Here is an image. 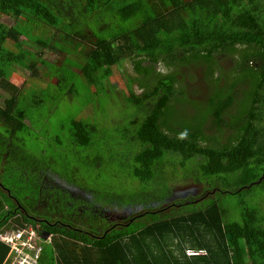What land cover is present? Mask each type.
I'll return each instance as SVG.
<instances>
[{
  "label": "trees",
  "instance_id": "trees-1",
  "mask_svg": "<svg viewBox=\"0 0 264 264\" xmlns=\"http://www.w3.org/2000/svg\"><path fill=\"white\" fill-rule=\"evenodd\" d=\"M103 12L106 23H139L99 35L91 23ZM0 16L14 18L0 21V231L11 220L47 231L36 264H264L256 203L231 221L213 197L176 206L170 184L180 172L215 191L232 178L220 189L231 195L264 187V0H0ZM85 26L96 35L90 49L65 52L49 67L57 84L47 83L45 54ZM126 60L135 76L120 81L119 100L107 80ZM16 68L32 86L7 80ZM191 69L205 107L185 120ZM66 97L82 103L78 114L49 129ZM136 206L150 210L125 225L106 214ZM8 251L0 241V264Z\"/></svg>",
  "mask_w": 264,
  "mask_h": 264
},
{
  "label": "rangeland",
  "instance_id": "rangeland-1",
  "mask_svg": "<svg viewBox=\"0 0 264 264\" xmlns=\"http://www.w3.org/2000/svg\"><path fill=\"white\" fill-rule=\"evenodd\" d=\"M105 20L107 21L106 18H104V12L99 18L93 19L91 23L94 29L96 30V33L99 35H109L113 33L115 30H118L120 28L122 29H131L134 28L138 25V18H131L129 20L123 21L121 18L117 16V19L115 21H111L106 23ZM0 21L7 24L11 25L14 23V18H8V17H3L0 16ZM99 21H102L103 23H98ZM95 24V25H94ZM57 39L61 38L59 33L57 34ZM96 39V35L93 32V30L89 26H85L84 32H83V37L78 36L76 37L75 42L67 44L69 41H64L65 43V48L61 50H49L45 54V60L49 62L50 64H47L45 62L40 63V69L42 73V78L45 79L47 83H50L51 85H56L57 84V78H55L51 72L49 67H52L53 64L60 65L64 62V54L65 52H72L75 56H84L85 52H87L93 42ZM26 39L25 37H21V41L24 42ZM11 42V40H8ZM64 50V51H62ZM72 60H74L71 57ZM218 59H220L226 66L233 65L232 59L229 57H225L223 55H218ZM196 66L194 63L189 64L186 67L187 69H190L192 67ZM76 72H79V69L75 68ZM120 73H116L113 75L112 79L107 80V91L109 93L116 92L117 96L120 98L125 97V92L121 91L124 89H121L124 85L120 83L123 82V79L127 80L129 77L135 76V73L132 69L131 62L126 60L124 61L120 67L119 70ZM30 72H25L24 70H21L19 68L16 69H11L6 73V78L9 80L12 84L15 86L22 88V89H27L28 87L32 86V80L28 79ZM63 74V73H62ZM187 74H190V78H187L186 85L184 90L188 92L187 94L190 96L189 99H186L182 104L180 105L185 112L182 114L184 115V119L192 118V115L196 114L198 109L202 110L205 107V104L201 102L200 95L198 93H194L196 90L199 89L200 85H203L199 81V75L198 73L196 74L192 69L187 71ZM198 75V76H197ZM28 79V80H27ZM30 82V83H29ZM85 83V82H84ZM136 88V87H135ZM200 89H202V86H200ZM137 92H139L138 89H136ZM4 93V91H2ZM87 92L84 91L81 95H85ZM105 94V93H104ZM106 95V94H105ZM105 102L106 99L104 98ZM189 100H192L195 105L191 104ZM107 103V102H106ZM123 102L120 104L121 108L123 106ZM82 105L81 102H75L74 100H71L70 97H66L60 101V104L55 111L56 113L53 114L52 119L50 122H47L49 124V129H52L55 125L61 123L62 121L66 122L71 118L72 115L78 114L76 111L78 108ZM119 110H112V116H117ZM130 111L132 109L130 108ZM106 113H103V116L106 117ZM209 135H213V131H208ZM40 136H42L40 134ZM120 137V135L118 136ZM116 138V137H115ZM115 138H112L115 139ZM121 138V137H120ZM45 144L50 141V137H47L44 139ZM108 144H111V139L107 140ZM39 144V143H38ZM38 144L34 143V140H31L29 142V149L34 150L35 147H37ZM38 148V147H37ZM52 155V153L47 154V157ZM180 162L177 161V165L180 166ZM77 170H82V165L75 166ZM171 169H169L170 171ZM182 172V171H181ZM180 172L176 177H172L170 179V184L173 189V196H171L172 203H180V204H186L188 202H193V200H203L202 206L206 205L210 198L208 197H213L211 199H215L222 208H224L227 211V219L231 221H242V211L245 209L246 206H252L253 203H256V205L259 207V209L262 211L264 214V187L262 186H257L253 188L252 192H241L238 195H231L229 193H221L220 189H224L228 187V181L231 183L233 182V179L230 178V180H227L225 182H219L217 183V188H219L217 191L214 189H208L205 184H200L197 182H194L191 178L184 179L182 176H179ZM47 176V175H46ZM48 178V176H47ZM51 178V177H50ZM49 178V179H50ZM106 179V176L103 175L102 180ZM122 179V177H121ZM60 184H63L62 182ZM137 187L135 183V188ZM200 189L201 192L196 193V190ZM213 190V191H212ZM210 192L209 194H206V192ZM214 193H212V192ZM196 193V194H195ZM247 194V196H246ZM207 198V199H206ZM170 199V198H169ZM170 206V203L167 202L166 205ZM254 205V204H253ZM199 206V203L197 204ZM163 206H160L158 208H162ZM130 208V207H129ZM112 209L108 208L107 212V217L108 219H111L114 223H116L118 226L121 224H126L130 220L136 218L140 214H143L144 211L150 210L144 207H139L136 206L131 209ZM156 210V209H154ZM152 211V210H151ZM169 212V210H167ZM129 214V215H128ZM128 215V216H127ZM127 216V217H125ZM125 217V218H123ZM132 218V219H131ZM140 221H145L148 222L149 220H146V217H142ZM10 226H6L7 228L16 226L15 221L11 220L9 221ZM51 235L48 236L47 240L50 239Z\"/></svg>",
  "mask_w": 264,
  "mask_h": 264
},
{
  "label": "built area",
  "instance_id": "built-area-1",
  "mask_svg": "<svg viewBox=\"0 0 264 264\" xmlns=\"http://www.w3.org/2000/svg\"><path fill=\"white\" fill-rule=\"evenodd\" d=\"M0 241L9 247L7 264H36L43 251L41 236L33 226L4 227Z\"/></svg>",
  "mask_w": 264,
  "mask_h": 264
},
{
  "label": "flooded vegetation",
  "instance_id": "flooded-vegetation-1",
  "mask_svg": "<svg viewBox=\"0 0 264 264\" xmlns=\"http://www.w3.org/2000/svg\"><path fill=\"white\" fill-rule=\"evenodd\" d=\"M199 192H201V190H200V189H197V190H196V193H199ZM196 193H195V194H196ZM209 193H210V192H206V194H209ZM197 201H198V200H193V202H197ZM175 204H176V206L181 205L180 203H175ZM106 214H107V213H106ZM128 215H129V214H128ZM128 215H127V216H128ZM127 216H125V217H127ZM125 217H123V218H125ZM133 218H134V217H133ZM131 219H132V218H131ZM109 220H111V219H109Z\"/></svg>",
  "mask_w": 264,
  "mask_h": 264
},
{
  "label": "crops",
  "instance_id": "crops-1",
  "mask_svg": "<svg viewBox=\"0 0 264 264\" xmlns=\"http://www.w3.org/2000/svg\"><path fill=\"white\" fill-rule=\"evenodd\" d=\"M33 227H34V226H33ZM38 232H39V231H38ZM43 232H44V231H42L41 233L39 232V234H40V236H41V239H42V245H43L44 242H46V241H49V242L51 241V239H48V240H47V239H44V238L42 237ZM49 235H50V234H49ZM50 238H51V237H50Z\"/></svg>",
  "mask_w": 264,
  "mask_h": 264
},
{
  "label": "water",
  "instance_id": "water-1",
  "mask_svg": "<svg viewBox=\"0 0 264 264\" xmlns=\"http://www.w3.org/2000/svg\"><path fill=\"white\" fill-rule=\"evenodd\" d=\"M48 236H49V233H48L47 231H44L43 234H42V237H43L44 239H47Z\"/></svg>",
  "mask_w": 264,
  "mask_h": 264
},
{
  "label": "clouds",
  "instance_id": "clouds-1",
  "mask_svg": "<svg viewBox=\"0 0 264 264\" xmlns=\"http://www.w3.org/2000/svg\"><path fill=\"white\" fill-rule=\"evenodd\" d=\"M212 191H213V190H212ZM212 191H211V192H212ZM212 193H214V192H212ZM192 253H194V252H192ZM190 254H191V253H190ZM6 264H7V263H6Z\"/></svg>",
  "mask_w": 264,
  "mask_h": 264
}]
</instances>
